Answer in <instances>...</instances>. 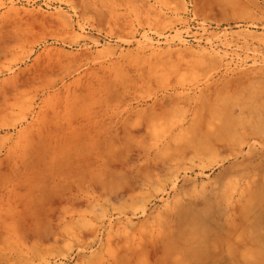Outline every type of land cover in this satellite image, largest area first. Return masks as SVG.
Returning a JSON list of instances; mask_svg holds the SVG:
<instances>
[{
    "label": "rangeland",
    "instance_id": "1",
    "mask_svg": "<svg viewBox=\"0 0 264 264\" xmlns=\"http://www.w3.org/2000/svg\"><path fill=\"white\" fill-rule=\"evenodd\" d=\"M0 264H264V0H0Z\"/></svg>",
    "mask_w": 264,
    "mask_h": 264
},
{
    "label": "bare ground",
    "instance_id": "2",
    "mask_svg": "<svg viewBox=\"0 0 264 264\" xmlns=\"http://www.w3.org/2000/svg\"><path fill=\"white\" fill-rule=\"evenodd\" d=\"M17 104H18V103H17ZM246 140H247V139H246ZM226 143H227V142H226ZM202 147H203V145H202ZM207 150H208V149H207ZM251 200H252V199H251ZM251 200H250V201H251ZM252 202H253V201H252ZM250 205H252V203H251ZM249 209H250V208H249ZM249 211H250V210H249ZM249 211H247V212H249ZM243 214H244V213H243ZM243 214H242V215H243ZM245 215L248 216V214H246V212H245ZM247 216H246V218H247Z\"/></svg>",
    "mask_w": 264,
    "mask_h": 264
}]
</instances>
